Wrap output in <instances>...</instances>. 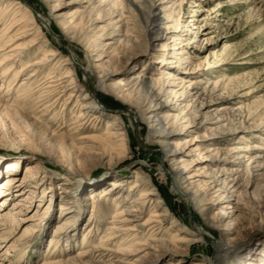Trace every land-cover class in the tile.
I'll return each mask as SVG.
<instances>
[{
  "label": "bare ground",
  "instance_id": "bare-ground-1",
  "mask_svg": "<svg viewBox=\"0 0 264 264\" xmlns=\"http://www.w3.org/2000/svg\"><path fill=\"white\" fill-rule=\"evenodd\" d=\"M30 1L0 0V111L8 118L10 124L19 129L18 131H22L21 116H30L33 124L41 126L51 136L62 137L78 152L101 153L103 160H107L109 165L108 172L102 177L108 178L118 174L115 172L117 165L121 160L127 159V148L130 143L128 133L121 128L124 124L123 119L119 116L116 122L110 123L100 134L85 132L90 126L95 128L105 116L95 102L99 103L97 98L99 90L110 94L116 101L127 103L124 112L140 143L145 146L156 143L162 150L164 162L169 163L172 191L182 196L190 207H194L202 215L206 226L216 230L217 235L212 239L215 255L201 264H258L252 260L251 254H247L240 247L234 229L236 219L233 208L245 171L251 173L262 170L264 152L261 150L264 148L254 144L226 149L221 143L228 139L214 137V134L208 133L211 130L209 126L215 124L208 117H204L203 123L197 124L195 121L194 124L191 111L205 93L220 89L228 90L229 86L226 82L211 83L205 74L200 73L202 70L200 66L190 68L188 71V74L196 75L194 77H181L179 70L171 67L173 62H169L165 53L168 49L175 51L174 55L178 58L176 67L191 64L192 58L193 64L200 60L197 55L187 52L191 40L183 38L186 35L182 36L173 28L174 18H171V15L175 12L174 6L163 8L159 13L156 0L152 4L149 0H70L64 4L58 3L48 16L36 13ZM56 1L38 0L45 6ZM230 2V5L241 3L243 15L248 19L258 20L264 27V10L261 9L264 0ZM193 4L194 9L202 7L200 4ZM67 7L77 9L65 14L64 10ZM132 12H137L144 26L143 32L149 38L146 52H149V49L156 52L161 48V53L156 56L154 54L152 58L156 64L166 67L160 66L156 72L142 73L111 84L110 81L117 76L116 58L121 52L120 47L134 43L135 39H138L137 32L124 30L127 24L126 13ZM105 16L119 19L115 22L112 19L104 28L89 30L91 22L90 19L88 21V17H92V22H95ZM169 16L171 20H168ZM165 22H170L169 26L161 27ZM44 28L59 41L60 37L63 38L66 53L63 50L59 52V49L52 50V42L50 43V37ZM163 39L167 41L160 44ZM170 40L172 44H169ZM75 46L83 48L85 63H80L79 55L71 49ZM77 68L83 73L84 81L93 85V90L79 84ZM7 82L8 85L4 88ZM179 87L180 89L176 90ZM240 88L241 85L238 86V89ZM5 89L6 92L2 95ZM75 102V108L71 109L73 114L71 122H68L66 112ZM57 106H60L61 110L55 112ZM49 114H52V117L47 120ZM220 121L222 120L216 121V124ZM143 125L148 129L147 136L140 132ZM196 125L206 130L204 134L201 132L202 136L194 135L188 139L181 136L190 135L194 131L190 129ZM177 127L180 128L179 133H176ZM33 128L35 129L34 126ZM66 128L68 132L62 133ZM209 161L221 164L208 174L203 164ZM8 165L14 168L16 164L11 162ZM142 170L143 168L139 167L132 172L135 179L132 184L114 181L100 195L101 200L112 201L115 212L106 234L100 238L98 247L80 252L76 256L67 255V259L47 260L43 264L71 263L80 256L98 251L107 255H118L126 262L140 254L152 255L154 258L151 263H154L168 255L184 253L192 245L203 242L204 236L211 235L202 225L197 233H189L185 228L171 232L178 223L172 218V212L165 207L159 188L147 184ZM36 175L37 173L28 167L22 183H14L17 177L13 176L2 184L0 196L4 195L5 198L0 201L1 243H6L15 236L21 221L29 220L23 218V209L15 213L23 206L20 202L14 203L11 210L8 209L7 200L12 189L17 184L21 189L28 187L26 186L28 183L38 184L34 182ZM75 177L79 178L70 170H64L61 174L65 181L64 185H69ZM46 178L47 176L41 178L42 189L47 184ZM105 181L106 179L101 182ZM83 183L86 184V181ZM48 191L43 189L42 198L47 196ZM93 199L94 217L97 203L96 197ZM223 201L227 204L218 209V204ZM229 209L232 210L228 211ZM71 212L63 211L61 218ZM67 221L65 219L62 226L56 229L51 244L58 243L60 230L68 229L65 228L70 225ZM92 222L94 221H89L88 226H91ZM30 231L26 228L2 256H9ZM87 231L89 234L91 228ZM87 239L88 235L83 239L81 248H86ZM76 248L77 246H74L70 254ZM54 255L55 253L47 257L52 258ZM259 264H264V257Z\"/></svg>",
  "mask_w": 264,
  "mask_h": 264
},
{
  "label": "rangeland",
  "instance_id": "rangeland-1",
  "mask_svg": "<svg viewBox=\"0 0 264 264\" xmlns=\"http://www.w3.org/2000/svg\"><path fill=\"white\" fill-rule=\"evenodd\" d=\"M69 1L57 0L49 6H45L38 0H31L30 4L34 7V11H37L36 13L49 16L58 3L64 4ZM153 1L149 0L150 4ZM230 1L234 2L235 0H156L159 13L163 8L174 6L175 12L171 15V18H174L173 28L179 31L182 36L186 35L183 38L191 40L187 52L197 55L200 60L193 64L194 59L192 58L191 64L181 65L179 63L181 66L176 67L178 58L174 55L175 51H171V49L165 52L166 58L169 62H173L171 67L177 68L181 77L196 76L188 74V71L190 68L200 66L202 68L200 73L205 74L211 83L226 82L229 86L228 90L220 89L205 93L191 111L194 124L195 121L197 124L203 123L204 117H208L215 123L209 126L211 130L208 133L214 134V137L228 139L221 143L226 149L254 144L264 148V27L258 20L248 19L246 15H243L241 3L236 2L234 5H230ZM193 3L200 4L202 7L194 9ZM76 9V7H67L64 13L70 14ZM261 9L264 10V3ZM195 10L197 12H194ZM234 11L236 12L234 13ZM180 13L182 14L180 15ZM126 17L127 24L124 30L137 32L138 39H135L134 43L120 47L121 52L116 58L117 76L110 81L111 84L142 73L156 72L160 66H162L160 68L166 67L156 64L152 58L154 54L156 56L161 53V48L156 52L150 49L149 52H146L149 38L143 32L144 26L137 12L126 13ZM171 18L169 16L168 20ZM89 19L90 30L104 28L112 22V19L115 22L119 18L105 16L95 22H92V17H88V21ZM169 24L170 22H165V25L161 27H168ZM44 30L50 37L52 50L59 49V52L63 50L66 53L67 48L64 47L63 38L58 35L61 40L59 41L48 30L45 28ZM166 41L163 39L160 44ZM168 42L172 44L171 40ZM71 49L79 55V62L85 63L83 48L75 46ZM187 58L185 57V59ZM168 70L171 71V69ZM76 73L79 84L93 90V85L84 81L80 68H77ZM7 85L8 82L4 84V88ZM239 85H241L240 89H238ZM179 89L180 87L176 90ZM5 92L6 89L1 94L3 95ZM97 98L99 103L95 102L99 109L105 113V116L100 123L96 124L95 128L90 126L85 133L100 134L110 123L116 122L120 116L124 123L121 128L128 133L130 143L127 148V159L121 160V163L116 167L115 172L118 174L108 178L102 177L108 172L109 165L107 160H103L101 153L78 152L62 137L51 136L44 128L33 124L30 116H25L26 118L21 116L23 132L18 131L19 129L13 127L8 118L0 111V188L9 177L13 176L17 177L14 183H22L28 167L37 173L34 182L38 183H31V185L28 183L26 185L28 187L24 189H21L17 184L11 191L7 200L8 209L11 210L14 203L20 202L23 206L15 213L17 214L20 209H23V218L29 220L19 223L15 236L8 242H0V264H43L47 260L67 259V255L76 256L80 252L98 247L100 238L106 234L110 227L109 222L115 212L112 201L101 200L100 195L114 181H126L129 185L132 184L135 181L132 172L139 167L143 168L142 172L147 184L159 188L165 207L172 212V218L178 223V226L171 232L174 233L185 228L189 233H197L202 225L208 229L211 235L204 236L203 242L192 245L184 253L171 254L154 263H151L154 258L152 255L140 254L126 262L118 255H107V253L98 251L80 256L76 261L65 264H201L204 260L212 259L215 255L212 239L217 235L216 230L206 226L202 215L194 207H190L182 196L172 191L170 165L164 162L160 146L156 143L147 144V146L140 143L124 112L127 103L116 101L113 96L100 90ZM175 102L176 100H174ZM75 104L76 102L66 112V121L68 122H71L73 116L71 109L75 108ZM60 108L57 106L55 112L60 111ZM51 117L52 114H49L46 118L48 120ZM220 119L222 121L216 124V121ZM192 129L194 131L190 135L181 136L188 139L194 135L202 136L206 132L204 128L197 127V125L190 130L192 131ZM95 130L99 132H94ZM67 132L68 128L62 133ZM140 132L143 136H147V127L143 125ZM179 132L180 128L177 127L176 133ZM261 152H264V149ZM11 162H15L14 168L8 165ZM220 164V162L213 164L209 161L205 162L203 166H206L209 174ZM64 170H70L79 178L75 177L69 182V185H64L65 181L61 178ZM44 176H47L48 181L43 189L49 191L47 196L42 198L43 189L40 188V182ZM76 178L77 180H75ZM104 179L106 181L101 182ZM83 181H86V184ZM93 197H96L97 203L94 217L92 216L95 201ZM4 198V195L0 196V201ZM235 202L233 210H235L236 237L241 249L247 254H251L252 260L259 264L261 258L264 257V166L259 172L246 173L245 171ZM226 204V201L221 202L218 204V209ZM62 210L72 212L61 218ZM65 219L70 224L65 226L68 229L60 230L58 243L51 244L56 229L62 226ZM89 221H94L91 226H88ZM168 227L169 225H167ZM26 228L31 230L28 236L17 244V248L13 249L9 256H2V253L16 241V238ZM90 228L91 232L88 234L87 229ZM87 235L89 239H87L88 245L85 250L80 245ZM74 246L77 248L70 254ZM53 253H55L54 257H47L52 256Z\"/></svg>",
  "mask_w": 264,
  "mask_h": 264
}]
</instances>
